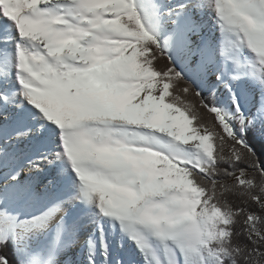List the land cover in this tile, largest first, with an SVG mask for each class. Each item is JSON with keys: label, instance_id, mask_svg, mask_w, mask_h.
I'll return each instance as SVG.
<instances>
[{"label": "snow or ice", "instance_id": "snow-or-ice-1", "mask_svg": "<svg viewBox=\"0 0 264 264\" xmlns=\"http://www.w3.org/2000/svg\"><path fill=\"white\" fill-rule=\"evenodd\" d=\"M0 264H264V0H0Z\"/></svg>", "mask_w": 264, "mask_h": 264}, {"label": "trees", "instance_id": "trees-1", "mask_svg": "<svg viewBox=\"0 0 264 264\" xmlns=\"http://www.w3.org/2000/svg\"><path fill=\"white\" fill-rule=\"evenodd\" d=\"M205 95H207V93H205ZM257 147H259L258 145H257ZM9 257L11 258V254L9 253Z\"/></svg>", "mask_w": 264, "mask_h": 264}]
</instances>
